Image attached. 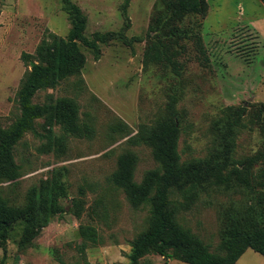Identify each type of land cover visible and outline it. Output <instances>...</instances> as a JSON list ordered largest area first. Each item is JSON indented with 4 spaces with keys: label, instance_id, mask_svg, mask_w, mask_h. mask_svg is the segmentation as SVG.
<instances>
[{
    "label": "rangeland",
    "instance_id": "rangeland-1",
    "mask_svg": "<svg viewBox=\"0 0 264 264\" xmlns=\"http://www.w3.org/2000/svg\"><path fill=\"white\" fill-rule=\"evenodd\" d=\"M71 1L87 18V38L123 27L125 0ZM193 2L130 0L125 34L140 41L131 47L120 41L100 45L98 60L80 46L86 58L83 69L34 96L35 104L72 100L82 132L80 137L69 135L54 125L48 135L39 120L36 134L26 133L14 147L18 175L0 183V199L22 205L28 190H38L52 176L61 178L66 195L59 200L63 212L52 216L28 245H20V229L14 227L5 250L0 246V264H127L132 242L149 226L150 206L134 209L112 176L124 157L131 161L135 183L159 169L139 138L140 129L162 124L174 111L181 161L201 160L217 146L233 110L243 107L232 158L256 160L249 167V186L210 189L189 203L176 192L171 196L177 223L211 253L223 254L230 214L235 207L256 205L257 177L264 168V6L259 0H206V13L199 16L186 13ZM69 29L60 0H0L1 129L20 115L17 92L29 63H37V47L51 35L65 39ZM174 31L181 38L177 60L182 71L145 65L147 44L175 39ZM140 263L184 264L153 253ZM235 264H264V258L246 250Z\"/></svg>",
    "mask_w": 264,
    "mask_h": 264
},
{
    "label": "trees",
    "instance_id": "trees-1",
    "mask_svg": "<svg viewBox=\"0 0 264 264\" xmlns=\"http://www.w3.org/2000/svg\"><path fill=\"white\" fill-rule=\"evenodd\" d=\"M264 6V0H259ZM61 9L67 15L70 29L65 39L51 35L35 51L37 63L31 67L20 83L17 92L19 117L5 129L0 128V183L15 179L18 166L14 162L13 149L28 132L36 134V121H44L47 134L54 125L69 135L80 137L82 130L77 123V106L72 100L59 98L47 104L33 103L34 96L46 89H54L58 84L78 74L86 63L80 46L92 51L98 60L100 45L120 41L131 47L136 37L127 38L130 26L127 9L130 0L121 7L123 27L118 32H95L91 38L85 36L87 18L81 9L71 0H60ZM207 10L206 0H194L186 8V13L203 16ZM178 17L175 21H179ZM168 24V22H167ZM164 26L166 24H163ZM169 25V24H168ZM170 41L152 40L146 46L144 64L164 65L172 73H180L182 65L178 62L182 47L176 31ZM199 42V44H198ZM198 52L202 55V46L198 40ZM25 60H34V56L24 55ZM245 108H236L225 126L215 149L204 159L182 162L177 152L179 127L176 113L160 125L151 128L142 127L140 140L151 149L159 169L146 172L140 183L132 179L131 161L124 157L119 160L118 170L112 176L115 185L126 193L134 209L149 205V226L131 245L127 264H141L140 260L153 253L166 259H174L184 264H235L246 252L252 250L264 258V168L257 177L255 206L235 207L229 217V228L224 232L221 242L222 255L211 253L201 240L183 229L176 221L177 208L173 206L171 196L180 195L187 203L193 202L200 194L210 189L240 190L249 186V167L256 160L236 161L232 158L235 128ZM65 185L59 176H52L37 189L26 193L25 203L12 205L0 199V246L5 244L14 227L19 226V242L28 245L45 227L52 216L63 212L59 203L66 194ZM263 209L262 212L258 209ZM82 235H87L80 228Z\"/></svg>",
    "mask_w": 264,
    "mask_h": 264
},
{
    "label": "water",
    "instance_id": "water-1",
    "mask_svg": "<svg viewBox=\"0 0 264 264\" xmlns=\"http://www.w3.org/2000/svg\"><path fill=\"white\" fill-rule=\"evenodd\" d=\"M30 65H31V67H32V66L34 65V63L31 62Z\"/></svg>",
    "mask_w": 264,
    "mask_h": 264
}]
</instances>
